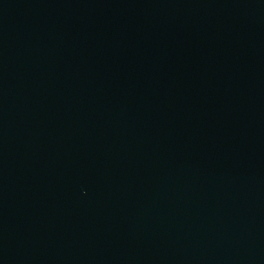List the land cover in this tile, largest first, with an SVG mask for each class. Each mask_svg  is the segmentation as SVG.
<instances>
[{"label":"water","instance_id":"obj_1","mask_svg":"<svg viewBox=\"0 0 264 264\" xmlns=\"http://www.w3.org/2000/svg\"><path fill=\"white\" fill-rule=\"evenodd\" d=\"M0 264H264V0H0Z\"/></svg>","mask_w":264,"mask_h":264}]
</instances>
